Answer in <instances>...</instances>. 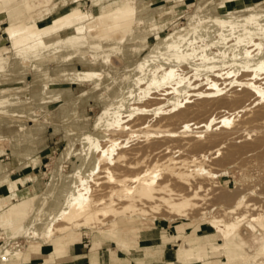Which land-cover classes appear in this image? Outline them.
Segmentation results:
<instances>
[{
    "label": "rangeland",
    "instance_id": "374dc122",
    "mask_svg": "<svg viewBox=\"0 0 264 264\" xmlns=\"http://www.w3.org/2000/svg\"><path fill=\"white\" fill-rule=\"evenodd\" d=\"M22 2H24V0L18 1L17 4L16 1H13L12 4H8L2 7L0 9V14H5V12L7 11L10 15L20 14L23 8ZM169 2L170 1L163 4L165 5ZM220 2L221 0H185V2L181 4H174L172 2L173 9L165 6H162L163 9L161 7L162 10L158 8L159 12H156L155 14L164 13L161 14L163 16L157 20L162 21L157 24L160 33L149 37L147 41L146 32H144L142 28L137 27V24H135V32L138 34H143L145 39L144 44H136L137 48L129 50L130 52L125 57H123L119 53L117 55L115 53L108 54V57H106L105 60V64L101 65L102 71H106V73L108 74L102 76L103 79L101 82L87 86V88L90 89H86L82 96L80 95L81 102L85 101L84 99L86 98L87 100H89V97L92 98V100L90 99L89 101H86L81 107L82 109H86V114L84 111H82L83 119L80 120L78 125L66 124L64 121H61L55 114L53 115L51 120L48 119L50 112L54 111L61 105L60 103H57L59 101L58 88L62 87L60 85H53L51 87L58 90V95H56V97H54L53 99H49L48 101H43L42 103H40V105L35 104L36 109H38L39 111L41 110L42 113H40L41 111L39 113H36L33 108H31L29 112H22L21 115L17 114L16 116V111H20V109L16 110V104L19 103L20 105H24L26 107L28 106L29 102L33 101V99H26L24 96L20 97V100L12 97L5 98L10 99L11 101L7 103V107H0V113H2V111L4 110H10L14 112L6 116L0 114V117L3 116L5 118L2 121L0 120V123L15 122L18 128L13 132L4 131L0 136V164L12 162L13 158L10 155V148L22 146L21 149L27 151L31 149H39L41 147V144L43 143V137L45 138V146L41 148L40 152L37 155H41L44 157L42 163L36 171L37 177L34 179L32 184L25 185L24 187H19V189L23 193H34L35 195L27 196L29 197L27 199L28 201L30 200V202L27 205L28 207L26 209L21 210V215L19 216L20 218L8 214L3 217V220L6 223V228H3L4 230H11L17 227H25L24 224H27L26 229L28 231L30 230L29 227H31L33 224L32 220L35 217V210L57 211L64 201L65 192L68 191V188L72 186L74 179L77 177V179H79L80 181L79 185L82 186V194L89 196L90 201L93 205L95 203L94 201L102 197L109 187H115V184L113 182H110L106 180L107 178H105L107 173L109 172L115 177L126 178L124 190L131 195H134L137 189V177H142L145 172L153 167L154 174L158 177L159 183L165 180H169V184H171L172 187L176 189H182V187H185V185L176 183L175 179L172 178L175 182L174 183L171 177L169 178L167 174L165 175V173L164 175L162 174V165H164V161H166L168 157H173L176 161H178L203 156L202 167L206 170H210V173L212 172L211 174L213 175V178L211 179L208 176H195V178H191L192 184L195 185V183H202L201 185L204 188L199 193L202 198L198 199L197 201L200 206L188 211L190 215L188 214L186 216L187 218L170 215L165 212L163 208H160L157 212H149L147 215L137 214L134 217H131L130 213L124 215V218L130 219L131 222L136 221L135 223L132 222L130 224L122 223L121 225H119L116 223V216H108L103 218V225L99 227L100 230H102L103 234L99 235L97 230H90L85 226H81L78 230H75L79 233L78 235H76V237H78L76 242L84 244L88 247V245L91 244L93 240H99L101 242L99 247L108 248L107 258H110V264H125L124 260L120 257L135 258L143 255L144 249L133 248L137 246V242L139 243L142 240L148 241L155 239H146L147 236L145 234L138 235V231L141 229V226L149 225V227H153V221L156 223V221L159 220L167 225L165 232L161 234L164 235L163 237L165 239L160 237V239L162 240L156 241L154 246L160 244L169 245L171 243H175L178 244V253L180 246L184 247L185 249H192L194 254H201L203 256L204 259L202 260V262H204V264H264L263 250H260L262 252L253 250L248 246L247 243L245 246L239 247H235L232 244L229 250L225 247L222 248V246L220 247L221 242L219 235H217L215 232L205 226L203 222H201V220L205 219V217L207 216L204 215V217L201 212L207 211L209 213V216H218L220 215V205L221 207H231L238 199H242L240 197H243L242 200H244L246 203L256 206L257 209L251 211V213L258 214L264 210V114L257 115L258 110L260 108H264V102L252 105L250 108L251 113L247 116L239 115V118L233 119L234 124H229V119L233 118L234 116L232 114L233 110L221 109L211 102V100L215 99L214 97H212V95L216 92L222 94L226 91H230L231 88L226 86L227 82L232 79H248L251 81V83H255L257 86H259L261 92L264 94V70L261 72L257 71L256 73V71L254 70H249L241 67L237 72L233 73L228 78L226 75L220 79H215V81H213L217 86L215 88L205 87L204 92H206V96L204 95L203 97L196 98L195 100L197 101H195L193 98L184 99L181 93H173V91H168L169 94L164 93V91L169 89L170 87L176 86V83H174L175 81H173L174 84H171V82L170 84H166L165 86L159 85L161 87L146 92L144 90L145 84L135 81V86L138 87V90L130 91L129 98L131 99H129L128 101L118 103V101L122 98V92L120 91L127 88V82L136 79L143 73L142 65H144L143 62L145 61H152L153 59H155V61L153 62L154 65L152 64L150 72L156 74L160 71H166L169 69V67L173 66L172 68H174V70H172L170 73L175 74V78L181 76V79L183 80L179 84V86L192 85L197 79H200L201 77L196 76L195 73L187 74L188 71H184L185 67H182L179 63H173L171 66L169 64H165L158 57L152 58L153 56L149 54L150 48L159 39H162L163 37L174 31L181 30L187 23V19L188 17H190V15L200 14L213 16V12L212 10H210V7ZM163 4L154 1L145 2L146 6L144 7L142 14L145 15L148 12L150 14L154 13L149 11L148 8L150 6L157 7ZM89 6H91V2L83 1L82 7L86 8ZM218 14H220V16L224 17L225 19H236L247 17L251 14H261L263 15L264 19V0L255 2L252 5L248 3L242 4L236 8L227 6L226 8H222L221 10H219ZM4 19L2 21L3 23H0L1 33L3 31V28L8 24L13 25L22 22L24 23L23 20L19 22H17L18 20L8 22L6 17H4ZM151 25L156 24L154 22L149 24V26ZM143 27H146V25ZM61 32H66V30L64 29ZM2 35L3 38L0 40V47H2V52L4 53L2 54L7 55L10 54V50L7 51L5 50V48H7L9 44L6 40V36L3 33ZM193 37H195V33H193L191 39H193ZM122 41L123 40H121V43ZM224 42V44L231 43L236 44V46L245 44V46H247L249 51H251L253 54L258 51L257 47L253 46L255 38H241L239 31H236L229 40L224 39ZM200 45L203 44L201 43ZM108 49L110 48H107L105 51H110ZM201 49L202 48H200L199 50ZM215 50H218V48L212 49V51ZM201 51H203V49ZM219 52L222 51L220 50ZM65 54L66 55L59 57L61 66L63 68L73 67V69L75 70L80 69L79 66L75 65L77 63V59L75 58L76 56L74 54ZM4 57L5 56H0V59ZM12 60L14 64L20 62L21 68L12 72L6 70L1 71L0 77L5 78V80L3 82L0 81V84L12 83V81L21 78L25 81L26 79L31 81L29 83L30 86L38 87V85L34 84L35 82H50L52 81V79L54 82V80H58V77L63 79V76H65V73H63V69L55 68L58 66L57 63H54L55 66L53 65L52 67L48 66V64H36V66L32 65V67H28V64L26 62L23 63L22 60ZM0 63H2V61H0ZM233 68L234 66L232 65L225 66L222 73H230ZM74 85L77 86H71L70 91L72 92V94L74 92V89L78 87V84ZM188 90L189 88L184 91L187 92ZM235 90H239V93L243 91L241 88H236ZM6 93L4 92L3 95ZM90 93L94 94V97L98 96V98L95 99L92 96H89ZM1 94L2 90H0V95ZM144 94L145 96L143 97ZM134 95L137 96V98L140 97L138 98L139 100L135 99L134 101L132 99ZM220 98H222V96H218V99ZM205 100H210L209 105H202ZM80 101L76 102L75 100H72L70 102L80 104ZM2 102L4 101L0 99V103ZM113 105L115 107H113ZM237 110L239 111L240 109L237 108ZM182 112H186L187 114V116L183 119L178 117V115ZM7 118H18L21 121H7ZM34 118L39 120L36 121V123H30V121ZM102 118H105L107 120V122L105 120L102 124L104 126L106 122L107 126L105 125L106 128L104 127V130L107 129L108 132L109 129L114 130L119 126H125L127 128V131H130L131 129L133 131H138L148 125H151L158 132L148 137V140H146L147 136L146 134L144 135L143 132H136L132 134L130 133L131 135L127 132H115L110 134L105 133L110 139L112 138V140L117 141L118 145L120 146L115 147L113 151L106 154L103 159H99V156H101V152L97 151L94 157L97 163L96 169L92 170L91 168H89L83 174L78 173L77 175L76 167L77 163L80 161V156H78L77 158L72 157L67 162L62 161L61 157L64 149L69 143H71L72 140H75L76 147L80 151V153L83 152V150L85 149V144L87 143L80 141H86L88 139L87 141L89 143L90 139L92 143H99V145L106 144L105 139L91 137L93 128L96 126V123L99 122ZM224 119H226V121ZM49 122H51L52 124L60 125H55L56 129H54L53 126L48 125ZM119 123L121 124L119 125ZM115 125H117L116 128ZM57 126H60L64 131V142L62 141L61 130ZM238 128H243V130H239ZM35 129H41V141H28L26 139H20V136H18H22L24 134L27 138H29V134H31V136H36V134H34ZM183 131H188L191 133L174 134L175 132ZM186 142L189 143L190 146L188 148L182 149L181 145L186 144ZM167 145L170 146L168 147ZM17 162L22 163L23 160H17ZM63 162H66L67 168H65L62 172L60 168L61 163ZM23 163L26 166L29 161H25ZM25 166L22 167L23 170L27 168ZM56 169L58 171L60 170L59 172L62 179V188L60 190L61 192H59L61 194L60 198L58 200L50 202V205H39L45 203V201L40 199V195L49 184L50 180L54 176V173L57 172ZM10 170L11 168H9L8 164L5 173L0 174V184L1 182L7 181L9 179H15L13 178L15 177L13 176L15 175V171L10 173ZM134 201V203H131L133 207H141L143 205V202L139 201L138 199H135ZM16 204L17 203L15 201H11V205L14 206ZM127 204L129 203L125 199H123L122 201H116L117 208H120L121 205L127 206ZM244 210V208H241L240 210H238L239 212H237L244 213ZM201 215L203 216V218H201ZM193 216L195 218H193ZM169 223L176 227L172 229V226L169 225ZM168 225L170 226V228L168 227ZM196 225L197 227L195 228ZM170 229L172 231V234L170 233ZM177 229L180 230L179 236L173 235L175 233L174 231H177ZM133 230L135 231L132 232ZM240 231L242 232L243 237L247 240L250 235V231L245 227V224H242ZM83 232H86L88 235L86 237L83 236ZM159 232L162 233V231ZM186 232H190L191 237L194 236L195 233L197 235L201 234L200 236H211L212 244L211 242H209L210 246L206 247L202 239L201 241L196 242H192L190 240L188 241L187 239L190 238L189 236L184 238ZM42 233H44V230L38 232V240L43 239L42 236H40L42 235ZM134 233H136L137 236H134ZM0 235L6 236L7 234L0 230ZM56 236V238L61 237L60 234H56ZM172 236L173 238L166 239ZM179 241L181 242L179 243ZM26 242V235L23 234L22 236L16 238V240L11 242L10 245H2L3 249H10V251H8L7 254H5V252H3V254L1 253L2 256L0 257V261H2V258L4 256H6V262H9V264H11L13 261H16L17 263H25L26 260L21 261V257L24 254V247L28 245ZM1 243L2 240L0 239V244ZM114 243L118 244V246H115L113 248ZM148 243L153 242L143 243V245H147ZM126 246H128L130 249L124 250ZM44 248L39 252H46L48 250L46 246ZM207 248L210 249L207 251ZM39 252H35L32 254H38ZM68 253L69 248L63 249L61 250V252H59V254L55 255V258L67 255ZM32 254L29 255L30 258ZM117 254L119 255L118 259L116 258ZM253 255L255 256V258L261 256L260 262L258 258L257 262L252 263L250 259H253ZM48 257L50 258L51 256ZM193 258H196V256ZM178 262L181 261L179 260ZM159 263L162 262H157L155 264Z\"/></svg>",
    "mask_w": 264,
    "mask_h": 264
},
{
    "label": "bare ground",
    "instance_id": "6f19581e",
    "mask_svg": "<svg viewBox=\"0 0 264 264\" xmlns=\"http://www.w3.org/2000/svg\"><path fill=\"white\" fill-rule=\"evenodd\" d=\"M37 1L38 0L35 2ZM82 1L83 0H69L71 7L67 8V10H64V12L61 14L55 16L49 24H37L31 20H28L24 23L22 22L13 25L8 24L3 28L2 33L6 36V40L9 44L5 50H10L11 59H17L19 61L22 60V62H26L29 67H32V65L36 64H48L50 67L53 65L55 66L54 63H56L57 58L66 55L65 53H68L67 55L74 54L75 56H79L81 58L80 60L82 61V65L78 70L73 69V67L63 68L62 66H59V68L63 69V73H65V76H63L64 78L60 80L61 83H53V81H50L49 84L43 85L44 89L42 93L47 98V100L53 99L56 97V95H58V90L51 88L53 85L69 86L78 84L79 87L87 88V86L91 84H97L103 75L108 74L106 71H102L101 67V65L105 64L106 57H108L109 54L107 51H103L101 37L105 33L111 34L119 32L122 29V25L121 23L119 24L113 22L108 24L103 20H97L96 26L86 29L83 26V22L85 19L84 15L87 11L86 8L82 7L80 4ZM259 1L262 0H221L220 3H216L210 7V10L213 12V16L200 14L190 15V17L187 19V23L181 30L174 31L162 39H159L151 46L149 54L153 56L152 58L158 57L165 64H169L171 66L173 63H179L182 67H185L184 71H188L187 74L195 73L196 76L201 78L197 79L192 85L179 86L183 80L181 79V76L175 78V74L170 73L172 70H174V68H172L173 66L169 67V69L166 71H160L156 74L150 72L155 59L152 61H145L143 62L144 65H142L143 73L136 79L127 82V88L120 91L122 92V98L118 101V103L128 101L131 99L129 98L130 91L138 90V87L135 86V81L145 84V92L161 87L159 85L165 86L171 82V84L176 83V86L170 87L169 89L165 90L164 93L169 94L168 91H173V93H181L184 99L193 98L195 100L196 98L203 97L204 95L206 96V92H204L205 87L215 88L217 86L214 82L215 79H220L226 75L228 78L233 73L237 72L241 67L254 70L256 73L257 71H263V15L251 14L242 18L225 19L224 17H221L220 14H218L219 10L226 8L227 6L236 8L242 4L248 3L252 5L253 3ZM145 6V4L139 6L138 12H143ZM64 29L66 32H61ZM236 31H239L241 38H255L253 46H256L258 51L253 54L251 51H249L245 44L240 46H236V44L231 43L224 44V39L229 40ZM193 33H195V37L191 39ZM144 42L145 39L143 34H139L125 44L124 52H130L129 50L137 48L136 44H144ZM201 43L203 45H200ZM200 48H202L203 51H201L202 49L199 50ZM213 48H218V50L212 51ZM220 50L222 52H219ZM231 65L234 66V68L230 73H222L225 66ZM173 81L175 82L173 83ZM226 87L231 88L230 91H226L222 94L216 92L212 95V97L215 99L211 100V102L221 109L233 110L232 114L234 116L233 118L229 119V124L233 123V119L239 118V115L247 116L250 114V108L252 105L264 102V94L261 92L260 87L255 83H251V81L248 79H232L227 82ZM188 88L189 90L187 92L184 91ZM236 88H241L243 93H239V90H235ZM144 96L145 94L143 97ZM218 96H222V98L218 99ZM138 98L135 95L132 97L134 101L135 99L139 100ZM209 101L205 100L202 105H209ZM113 107L115 106L113 105ZM237 108L240 110L238 111ZM262 114H264V108H260L257 112V115ZM186 116V112H182L178 115V117L182 119ZM38 120L39 119L34 118L30 121V123H36ZM105 120V118H102L96 123L91 137L105 139L106 144L99 145V143H92L90 139L89 143L87 141L88 139L86 141H80L88 143L85 144V149L82 153H80V151L77 149L75 140H72L71 143L65 147L61 157L62 161L67 162L72 157L77 158L80 156V161L77 163L76 167L77 175L78 173L83 174L89 168L92 170L96 169L97 163L94 157L97 151L101 152L99 159H103L104 156L108 153H111L115 147L120 146L118 145L117 141L112 140V138L110 139L105 133L110 134L115 132H127L128 134H132L136 132H143L144 135L146 134L147 136L146 140H148V137L158 132L151 125H148L138 131H133L132 129L127 131L125 126H119L121 123H119V125L117 124L119 126L117 129H109L108 132L107 129L104 130V127L106 128L107 126V120L105 122L106 126H103L102 124ZM224 120L226 121V119ZM117 125H115V128ZM238 129L243 130V128ZM15 130L16 127L15 129L11 128L7 131L13 132ZM188 133L191 132L183 131L175 132L174 134ZM189 146V143L186 142V144L181 145V148H188ZM202 157L198 156L178 161H176L173 157H168L166 161H164V165H162V174L164 175L165 173V175L167 174L169 178L171 177V179H175L176 183L185 185V187H182V189H176L172 187L171 184H169V180L159 183L158 177L154 174L153 167L145 172L142 177H137V189L135 194L131 195L124 190L126 178L115 177L109 172L105 178H107L106 180L113 182L115 187H109L102 197L94 201L95 203L93 205L89 196L82 194V186L79 185L80 181L77 179V177L74 179L72 186L68 188L67 192H65L64 201L57 211L35 210L36 213L32 220L33 224L31 227H29L30 230L27 231V224H24L25 227H17L11 230H4L0 228L2 232L7 234L6 236L0 235V239L2 240V243L0 244V257L2 256L3 252L7 254L8 251H10V249H3L2 245H10L11 242L23 234L26 235V243L28 245L24 247V254L21 257V261L26 260L25 263L36 261L37 257L32 253L41 251L45 246L48 248L46 251L47 256L55 257V255L59 254L61 250L70 248V246L77 241L78 237H76V235L79 233L75 230H78L81 226H85L90 230H97L99 235L103 234L99 227L103 225V218L108 216H116V223L119 225L122 223L130 224L134 221L131 222L130 219L124 218V215L129 213L131 214V217H134L137 214L147 215L149 212H157L160 208H163V210L170 215L187 218L186 216L189 214L188 211L200 206L197 201L198 199L202 198L199 193L204 188L201 185L202 183H195V185L192 184L191 178H195V176H208L211 179L213 178V175L211 174L212 172L210 173V170H206L202 167ZM66 162L61 163L60 169L62 172L65 168H67ZM59 171L57 170V172L54 173V176L50 180L49 184L40 195V199L45 201V203L55 201L60 198L61 194L59 192H61L60 190L62 188V179ZM26 180L32 181L30 176L27 177ZM12 181V179H9L7 181L1 182L0 184V214L9 205L11 198H17L15 201L17 204L15 206L20 210L26 209L30 202V200L28 201V199L23 197L20 191L14 190ZM21 182L24 183V180H21ZM240 198L243 199V197ZM123 199L127 200L129 204H127V206L121 205L120 208H117L116 201H122ZM135 199L143 202V205L141 207H133L131 203H134ZM242 199H238L231 207H225L224 205V207H221L220 205V215L216 213L218 216H209L207 211L201 212L203 216H209H204L205 219H202L201 222H203L205 226L219 235L221 242L220 247L222 246V248L225 247L229 250L232 244L235 247H239L245 246L247 243L248 246L253 250L264 251V210L258 214L251 213V211L257 209L256 206L253 204L250 205ZM241 208L245 209L244 213H238V210ZM203 216L201 218H203ZM193 218L195 217L193 216ZM242 224H245V227L250 231V235L247 240L243 237V234L240 231ZM154 225L155 222L153 221V227H149V225L141 226V229L138 231V235L145 234L147 236L146 239H159L160 237L164 238V235L161 234H163L166 229L160 230L155 228ZM169 225L171 224L169 223ZM169 225L168 227L170 228ZM171 226L173 227L174 225ZM42 230H44V233H42L40 236H42L43 239L38 240L37 234ZM159 231H162V233ZM179 232L180 230L177 229L176 236L180 235ZM56 234H60L61 237L56 238ZM87 235L88 234L86 232H83V236L86 237ZM134 236H137L136 233H134ZM187 236H190V232H186L184 238ZM170 238H173V236L168 237L167 239ZM126 248L129 247L126 246ZM209 249L210 248H207V251ZM30 254H32L33 257L31 256L30 258ZM195 256L196 258H193ZM258 258L260 262L261 256ZM258 258H255L253 255V259L250 260L253 263L257 262ZM178 259L181 261V264H204V262H202L204 258L201 254L196 255L193 253L192 249H185L182 246H180L179 249ZM11 264L22 263L13 261ZM159 264L173 263L165 261Z\"/></svg>",
    "mask_w": 264,
    "mask_h": 264
},
{
    "label": "crops",
    "instance_id": "0c3cea01",
    "mask_svg": "<svg viewBox=\"0 0 264 264\" xmlns=\"http://www.w3.org/2000/svg\"><path fill=\"white\" fill-rule=\"evenodd\" d=\"M13 1H16V4L18 1L20 0H0V9L8 4H12ZM36 1V0H35ZM34 0H24V2H22V11L20 14H14V15H10L7 12H5V14H0V22L3 21L4 17H6V19L8 20V22H13L15 20L19 21H24L27 22L28 20L33 21L34 23L37 24H49L51 23L52 19L57 16L58 14H61L64 10H67V8L71 7V3L69 2V0H38L37 2H35ZM83 1H88L91 2V6L86 7V14L84 22H83V26L86 29L92 28L94 26H96V22L97 20H103L105 23H121L122 25V29L119 32L116 33H105L102 35L101 37V43L103 46V51H105L107 48H110L107 51L109 54H120L123 57H125L126 55H128L129 52H124V47L125 44L135 38L136 36H138L139 34L135 32V24H137V27L142 28L144 32H146V39H148L149 37H152L154 35L159 34V28L157 27V24L162 22V21H157L159 18H161L164 13L161 14H155L156 12H159L158 8L161 9L162 6L168 7L173 9L172 7V2L174 4H181L183 2H185V0H83ZM83 1L80 3L82 5ZM149 1H154L160 4H163L165 2L170 1L169 3H166L165 5H161V6H157V7H151L148 8L149 11L154 12V13H147V14H142L143 12H138V7L145 4V2H149ZM167 5V6H166ZM11 6V5H10ZM107 7V9H106ZM104 8V9H103ZM163 9V7H162ZM161 9V10H162ZM169 10V9H167ZM164 11V10H163ZM167 12V11H166ZM123 21V22H122ZM151 21V22H150ZM155 22L156 25H151L149 26L150 23ZM146 27H143L145 26ZM149 27H148V26ZM141 32V31H140ZM155 32V33H154ZM3 38L2 33L0 32V40ZM124 38V39H123ZM121 40L122 43H121ZM147 41V40H146ZM4 48V47H3ZM2 47H0V56H5L4 58L0 59V61H2V63H0V72L1 71H15L17 69L21 68V63H15L13 62V60L10 57V54L7 55H3L4 53L2 52ZM3 53V54H2ZM77 59V63L75 65L81 67L82 65V61L80 60L81 58L79 56L75 57ZM70 59V58H69ZM60 59L59 57L56 60V63L58 64V68L59 66H61L60 64ZM36 66V65H34ZM29 67V66H28ZM78 70V69H77ZM52 73V72H51ZM17 76V74H16ZM104 76V75H103ZM51 77V76H49ZM0 81H4L5 78L0 77ZM58 80H54L53 83H58L62 80L61 78H57ZM103 79V77L100 79L99 82H101ZM53 81V79H52ZM8 82V81H7ZM31 81H29L28 79H26V81L24 79L18 78L14 81H12V83H6V84H0V90H2V94L0 95V99H2V103H0V107L5 108L7 107V103H9L11 100L10 99H5L6 97H12V98H16L18 100H20V97H25L26 99H30L32 98L33 101L28 103V106H24V105H20L19 103L16 104L15 107L16 110L20 111H16L17 114L21 115L22 112H29L31 110V108H33V110L36 113H39L40 111L38 109H36V105H40V103H42L43 101H48L47 98L44 96L43 92V85L45 84H49L50 82L44 81V83L42 82H35L34 84L38 85V87H32L29 85ZM98 82V83H99ZM35 85V86H36ZM71 86H77V85H69V86H62L59 87V101L57 102L58 104L60 103L61 105L59 107H57L54 111L50 112L49 115V120L52 119L53 115H57L58 118L61 121H64L66 124L69 125H78L80 120L83 119V112H85L86 114V109H82L81 107L83 106V104L86 101H89L90 99L92 100V98H88L89 100L84 99L85 101H80V97L82 96V94L86 91V89H90V88H84V87H77L74 89V92L72 94L71 90ZM6 93L3 95V93ZM81 95V96H80ZM89 96H92L93 98H98V96L94 97V94H89ZM75 100L76 102L80 101V104H76V103H71L70 101ZM94 100V99H93ZM62 103H67V104H62ZM27 105V103H26ZM30 105V106H29ZM14 111H10V110H4L2 111L3 116L9 115ZM42 113V112H40ZM3 116L0 117V120L2 121L3 119H5ZM86 116V115H85ZM7 121H16V122H20V119H12V118H7ZM50 126H53L54 129H56L55 125H60V124H52L51 122H49ZM47 125V126H48ZM16 130L18 128V126H16L15 122H1L0 123V136L3 134L4 131H7L8 129L14 128ZM58 128H60L61 130V135H62V141L64 142V131L60 126H57ZM45 128V127H44ZM80 128V127H79ZM15 130V131H16ZM40 132L41 129H35V133L36 136H31V134H29V138H27L24 135H18L20 136V139H26L28 141H32V140H39L41 141V137H40ZM38 141V142H39ZM45 146V138L43 137V143L41 144V147L39 149H31V150H23L21 149L22 146H18V147H13L10 148V155L13 158L11 163H3L0 164V174L5 173L7 166L9 164V168H11L10 173H12L13 171L15 175V179H12V185L14 190L20 191L23 195V197L25 199L29 198L27 196H34V193L31 194H26L23 193L19 187H24L25 185H30L32 184V182L34 181V179L37 177V169L39 168L40 164L42 163L43 160V156L38 155V153L40 152L41 148H43ZM23 157H28V158H23ZM17 160H23V162L25 161H29V163L26 164V166L24 165V163L22 162H17ZM3 162V161H2ZM25 166L27 168H25L24 170L22 169V167ZM31 178L32 181L30 180H26L27 177ZM34 177V178H33ZM21 180H24V183L21 182ZM30 187V186H29ZM28 187V188H29ZM27 189V188H26ZM28 190V189H27ZM28 192V191H27ZM16 201L17 198H11L10 199V203L9 205L2 211V213L0 214V228H6V223L3 220V217L5 215H11V216H15V217H19L21 215V210L24 209H18L15 205V208L13 205H11V201ZM52 202V201H51ZM39 205H50V202L48 203H44V204H39ZM20 218V217H19ZM155 228H158L160 230H165L167 228V225L164 222L161 221H156L155 223ZM159 226V227H158ZM176 226H173L172 229H174ZM171 229H170V233H171ZM175 233L173 235L177 234V231H174ZM172 234V233H171ZM201 235V234H200ZM197 235L196 233L194 234V236L191 237V235L189 236L190 238H188L187 240L192 241V242H196V241H201V239L204 241L205 246H210L209 242H211L212 244V238L211 236L209 237L208 235ZM103 238V237H102ZM165 239V238H164ZM167 239V238H166ZM156 241H160V238L158 239H152V240H142L139 243L137 242V246L133 247V248H141L144 249L143 255L139 256V257H135V258H124V257H120L124 260L125 264H155L157 262H167V261H171L174 264H181V262H178V244H169V245H155ZM147 242H153V243H148L147 245H143V243H147ZM181 241H179L180 243ZM208 243V244H207ZM101 244V242L99 240H93L91 244L88 245V247L84 244H81L79 242H76L74 244H72L69 248V253L67 255L64 256H60V257H48L47 256V252H39L38 254H33L34 256L37 257L36 261H31L28 263H22V264H110V258H107V251L108 248L106 247H99ZM118 246V244L114 243V246ZM112 248V247H111ZM130 248H124V250H127ZM95 250V251H94ZM113 252V251H112ZM41 253V254H40ZM47 256V258H46ZM103 258V259H102ZM116 258H119V255L117 254ZM96 259V260H95ZM7 257L4 256L2 258V261H0V264H9V262H6ZM42 260V261H41ZM93 260V261H92ZM115 262V261H113Z\"/></svg>",
    "mask_w": 264,
    "mask_h": 264
}]
</instances>
